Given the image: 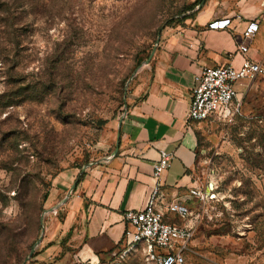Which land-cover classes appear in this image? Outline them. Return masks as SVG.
<instances>
[{
    "label": "rangeland",
    "instance_id": "1",
    "mask_svg": "<svg viewBox=\"0 0 264 264\" xmlns=\"http://www.w3.org/2000/svg\"><path fill=\"white\" fill-rule=\"evenodd\" d=\"M193 1L0 0V264H40L41 242L26 258L41 216L44 236L63 205L49 211L56 178L73 170L78 185L104 156L108 125L118 130L161 34ZM243 100L200 135L189 173L208 196L176 219L194 225L184 264H264V97ZM122 245L80 258L62 240L43 264H155Z\"/></svg>",
    "mask_w": 264,
    "mask_h": 264
},
{
    "label": "crops",
    "instance_id": "2",
    "mask_svg": "<svg viewBox=\"0 0 264 264\" xmlns=\"http://www.w3.org/2000/svg\"><path fill=\"white\" fill-rule=\"evenodd\" d=\"M226 18L230 23L224 29L207 27ZM251 23L256 25L254 36L242 51L239 44ZM245 58L264 64V0H203L195 13L185 18L184 25L165 30L127 99L116 154L117 131L109 124L108 133L102 136L104 156L95 166L84 169L78 185L55 210L35 256L38 263L61 252L62 240L77 247L73 252L80 258L116 247L125 229L123 213L143 206L160 151L172 153L168 168L161 174L164 201L188 197V190L196 186L189 170L195 163L200 135L211 124L186 117L193 76L201 67H238ZM262 79L264 76L236 84L240 110L247 94L259 92L264 97ZM75 176L70 170L56 178L48 196L49 208L64 198Z\"/></svg>",
    "mask_w": 264,
    "mask_h": 264
},
{
    "label": "built area",
    "instance_id": "3",
    "mask_svg": "<svg viewBox=\"0 0 264 264\" xmlns=\"http://www.w3.org/2000/svg\"><path fill=\"white\" fill-rule=\"evenodd\" d=\"M229 23L228 18L214 20L207 27L224 29ZM255 29L253 23L247 27L239 44L240 50H247ZM261 76H264V64L247 58L238 67L226 64L199 68L193 76L187 119L208 123L232 120L240 113L241 107L236 84ZM171 158L172 153L159 152V158L152 166L153 184L143 206L123 213L125 229L120 241L123 252L141 248L146 260L154 261L155 264H184L188 244L194 236V225L175 219L186 220L190 217L189 199L194 197L204 202L208 196L206 189L195 186L188 190L186 198L164 201L161 174L168 168Z\"/></svg>",
    "mask_w": 264,
    "mask_h": 264
},
{
    "label": "water",
    "instance_id": "4",
    "mask_svg": "<svg viewBox=\"0 0 264 264\" xmlns=\"http://www.w3.org/2000/svg\"><path fill=\"white\" fill-rule=\"evenodd\" d=\"M159 38H160V36L158 35V37H157V41H156V42L159 41ZM154 51H155V48H153V50H152V52H151V54H150L149 57H152ZM147 62H148V61H147ZM122 120H123V117H121V118L119 119V124L122 122ZM119 135H120V131H119V128H118V130H117V134H116L117 139H116V144H115V149H114V151H113V155L116 154V152H117V150H118V139H119ZM76 183H77V179L71 184V186H70L69 189L67 190V192H66L64 198H63L60 202H58L57 204H55L52 208H50L49 211L58 208L62 203H64V202L66 201V199L70 196V193H71V191L73 190V188L75 187ZM43 216H44V215L41 216V222H40V223H41V231H40V235H39L38 240L36 241L34 247L32 248V250L30 251L29 255L27 256L26 260H29V259L31 258V256H32L33 253H34V249H35V247H36L37 244H39V243L41 242V240H42V236H43V233H44ZM25 262H26V261H25ZM25 262H24V263H25Z\"/></svg>",
    "mask_w": 264,
    "mask_h": 264
},
{
    "label": "trees",
    "instance_id": "5",
    "mask_svg": "<svg viewBox=\"0 0 264 264\" xmlns=\"http://www.w3.org/2000/svg\"><path fill=\"white\" fill-rule=\"evenodd\" d=\"M203 0H194L189 6H188V9H192L194 6H198L200 3H202ZM117 246H120V243L117 244ZM116 246V247H117ZM36 256V254H35Z\"/></svg>",
    "mask_w": 264,
    "mask_h": 264
}]
</instances>
